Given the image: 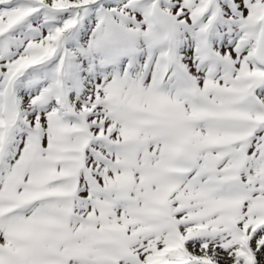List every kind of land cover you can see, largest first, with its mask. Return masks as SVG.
<instances>
[{"label":"snow or ice","instance_id":"obj_1","mask_svg":"<svg viewBox=\"0 0 264 264\" xmlns=\"http://www.w3.org/2000/svg\"><path fill=\"white\" fill-rule=\"evenodd\" d=\"M0 264H264V0H0Z\"/></svg>","mask_w":264,"mask_h":264}]
</instances>
